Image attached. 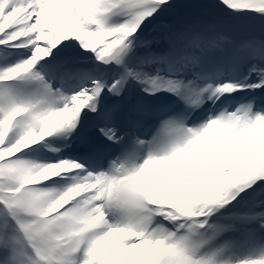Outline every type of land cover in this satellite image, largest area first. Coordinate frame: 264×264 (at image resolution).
<instances>
[{
  "label": "snow or ice",
  "instance_id": "snow-or-ice-1",
  "mask_svg": "<svg viewBox=\"0 0 264 264\" xmlns=\"http://www.w3.org/2000/svg\"><path fill=\"white\" fill-rule=\"evenodd\" d=\"M0 264H264V0H0Z\"/></svg>",
  "mask_w": 264,
  "mask_h": 264
}]
</instances>
